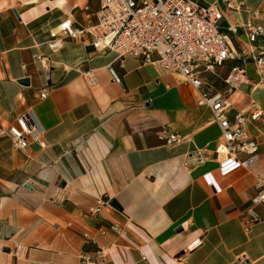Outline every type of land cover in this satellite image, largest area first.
<instances>
[{
	"label": "crops",
	"instance_id": "0c3cea01",
	"mask_svg": "<svg viewBox=\"0 0 264 264\" xmlns=\"http://www.w3.org/2000/svg\"><path fill=\"white\" fill-rule=\"evenodd\" d=\"M195 1L216 3L224 29L264 25V0H231L232 9L223 0ZM99 6L0 0V264H81L98 248L106 250L102 264H264V204L252 203L257 178L264 180V64L227 59L204 74L227 95L230 119L244 113L258 144L255 161L223 174L213 151L220 128L182 75L95 50L87 34L49 48L59 23L94 22ZM230 37L236 49L248 44L240 30ZM251 46L264 49V36ZM236 65L244 75L230 88L225 79ZM255 107L262 117L252 116ZM24 112L43 130L42 146L17 149L6 135ZM163 129L183 139L165 144ZM199 148L209 159L188 165Z\"/></svg>",
	"mask_w": 264,
	"mask_h": 264
},
{
	"label": "built area",
	"instance_id": "2783aa9c",
	"mask_svg": "<svg viewBox=\"0 0 264 264\" xmlns=\"http://www.w3.org/2000/svg\"><path fill=\"white\" fill-rule=\"evenodd\" d=\"M223 1L228 9L233 8L231 0ZM222 18V10L216 3L202 5L195 0H100L96 21L74 27L69 20H63L58 29L51 32L48 46L52 51H57L64 38L76 39L87 34L95 50H113L119 57H142L166 71L182 75L198 91L197 104L209 108L211 119L220 128L219 141L213 151L214 160L225 174L255 161L258 144L245 131L244 113L237 112L230 119L226 115L230 108L227 95L213 90L205 81L204 74L212 72L227 59L250 57L256 65L264 64V49L257 51L251 46L258 36H264V25L246 21L224 29L220 25ZM238 30L242 31L248 43L240 49L233 46L230 37V33L235 34ZM40 59L43 74L48 77V59ZM109 71L112 80L120 82L111 68ZM85 75L94 81L90 71ZM243 75V68L236 65L231 68L225 81L233 88ZM39 96H46L45 88L40 90ZM252 116L262 117L261 109L255 107ZM5 133L17 149H24L30 141L43 145V130L27 112L18 115ZM158 139L165 144H173L180 142L183 136L163 129L158 133ZM206 150H193L187 155L186 163L191 166L202 164L209 159ZM256 188L252 203L264 204V180L260 177L257 178ZM248 215L252 221L258 219L253 210H249ZM112 229L115 232L120 230L117 224ZM19 249L21 245L17 244L15 252ZM105 256L106 250L98 248L93 256L82 255L81 264H102Z\"/></svg>",
	"mask_w": 264,
	"mask_h": 264
},
{
	"label": "water",
	"instance_id": "95a60500",
	"mask_svg": "<svg viewBox=\"0 0 264 264\" xmlns=\"http://www.w3.org/2000/svg\"><path fill=\"white\" fill-rule=\"evenodd\" d=\"M20 82H23V83L27 84L28 83V79H21ZM113 203H115V202H113Z\"/></svg>",
	"mask_w": 264,
	"mask_h": 264
},
{
	"label": "bare ground",
	"instance_id": "6f19581e",
	"mask_svg": "<svg viewBox=\"0 0 264 264\" xmlns=\"http://www.w3.org/2000/svg\"><path fill=\"white\" fill-rule=\"evenodd\" d=\"M57 29H58V28H57ZM57 29H56V30H57Z\"/></svg>",
	"mask_w": 264,
	"mask_h": 264
}]
</instances>
